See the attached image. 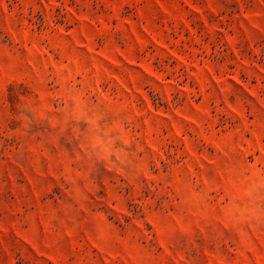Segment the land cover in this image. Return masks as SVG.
<instances>
[{
  "label": "rangeland",
  "instance_id": "obj_1",
  "mask_svg": "<svg viewBox=\"0 0 264 264\" xmlns=\"http://www.w3.org/2000/svg\"><path fill=\"white\" fill-rule=\"evenodd\" d=\"M0 264H264V0H0Z\"/></svg>",
  "mask_w": 264,
  "mask_h": 264
}]
</instances>
